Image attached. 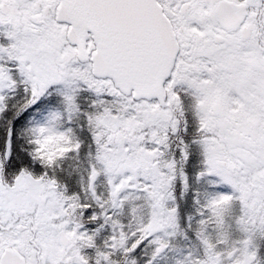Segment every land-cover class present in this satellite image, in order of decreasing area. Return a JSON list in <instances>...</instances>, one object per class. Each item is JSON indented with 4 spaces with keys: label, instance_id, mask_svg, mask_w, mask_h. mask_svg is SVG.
Here are the masks:
<instances>
[{
    "label": "snow or ice",
    "instance_id": "6c2138e0",
    "mask_svg": "<svg viewBox=\"0 0 264 264\" xmlns=\"http://www.w3.org/2000/svg\"><path fill=\"white\" fill-rule=\"evenodd\" d=\"M0 264H264V0H0Z\"/></svg>",
    "mask_w": 264,
    "mask_h": 264
}]
</instances>
